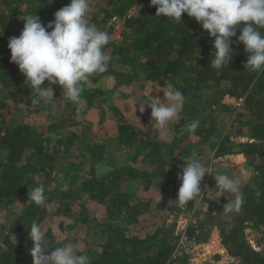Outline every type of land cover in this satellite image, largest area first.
I'll list each match as a JSON object with an SVG mask.
<instances>
[{
	"label": "trees",
	"instance_id": "16d2710c",
	"mask_svg": "<svg viewBox=\"0 0 264 264\" xmlns=\"http://www.w3.org/2000/svg\"><path fill=\"white\" fill-rule=\"evenodd\" d=\"M94 1L96 6L89 17L90 22L110 35L111 25L108 23L116 16L118 21H122L123 30L120 41L111 38L105 47L106 55L111 58L108 70L103 74H93L89 80L113 77L114 87L111 92L133 82L151 83L158 87L173 83L185 97L184 108L180 113L185 119L179 120L181 129L186 123H191L188 121L199 120L200 125L194 135H199L204 142L216 135L213 116L216 109L237 112L234 122L247 131L238 128L233 133L217 136L213 158L242 156V166H250L255 170L251 181L243 185L246 197L243 208L229 222L218 219L210 210H196L198 200L213 205L203 193L207 184L202 180L203 194L183 206L179 203L177 205L191 212L192 220L187 228L170 236L165 234L162 222L149 235L128 236L127 233L140 224L151 204L132 201L125 191V185L130 181H140L143 188L148 190L153 183L165 177L166 165L174 168L182 164L184 166L195 153H190L192 150L187 148L194 146L184 148L183 155L176 156L175 151L180 143L176 135L166 143L158 141L157 130L149 128L145 132L135 133L130 125L121 122L117 127V143L125 152L135 153L132 166L98 174L105 146L83 142L79 154L81 162L64 163L63 159L70 154L78 135L86 131L69 130L66 135H59L58 138L53 136H57L56 132L61 129L79 127L82 121L76 120L75 111L81 108V113L85 114L92 109L96 105L94 98L98 91L88 90L86 82H83L81 86L85 103L77 105L65 102L62 88L52 85L55 101L32 106L31 89L18 66L11 62L7 43L9 38L20 35L26 16L36 14L46 24L54 19V13L66 6L69 0H0V109L5 107L2 98L10 94L14 99L24 91V104L27 105L24 110L43 111L53 116L52 123L42 128L26 124L0 126V152L5 153L3 161L0 160V201L10 203L13 197H24L32 188L42 184L46 195L44 204L53 200L56 203L60 199L66 200L58 202L54 212L56 215H69L71 201L79 202L82 197L104 206L109 222L99 231L100 242L84 252L90 257L91 264H189V255L184 252L177 255L179 251L176 247L180 239L183 236L185 242L193 239L195 244L206 242L213 228L219 238L218 241L214 233L210 244L215 245V248L222 246L227 255L238 259L240 264H264V245L260 251H256L244 236L247 226L257 229L264 227V72L252 73L245 68L249 54L245 52L242 43L236 42L235 36L231 38L233 56L229 64L219 70L212 68V40L206 30L187 14H182L181 23H176L162 15L157 17L155 6H150L149 0H138L140 16L129 13L135 0ZM261 33L264 34V29H261ZM134 54L141 56L142 60L136 61ZM115 64L121 65L122 69L114 68ZM138 74L142 75L141 79L136 78ZM44 83L49 86L47 81ZM10 85H13L12 91ZM111 92L106 95L109 96ZM226 95L235 99L242 98V107L235 110L224 104L222 101ZM112 111L117 110L112 108ZM205 121L208 125L203 127ZM188 133L191 132L187 130L185 135ZM231 136H241L248 141L232 144ZM195 154L200 159V153ZM79 173H82L81 176ZM65 181L67 183L63 187ZM172 181L176 199L180 182ZM52 183L55 187L48 190ZM257 190L261 192L259 198L255 195ZM44 204L37 206L32 203L33 211L19 218L18 224L21 226L9 228L8 231L13 235L2 237L0 264H32V243L28 233L33 221L40 223L47 215ZM169 205L158 202L156 208L167 211L170 210ZM83 219L86 220V217ZM41 228L46 231L53 247L69 244L67 240L57 242L51 230Z\"/></svg>",
	"mask_w": 264,
	"mask_h": 264
},
{
	"label": "clouds",
	"instance_id": "9594fccd",
	"mask_svg": "<svg viewBox=\"0 0 264 264\" xmlns=\"http://www.w3.org/2000/svg\"><path fill=\"white\" fill-rule=\"evenodd\" d=\"M149 2L150 6H155L157 17L162 15L181 23L182 14H187L206 30L212 40V68L219 70L229 64L233 56L231 38L235 36L236 42L242 43L249 54L245 68L252 73L264 72V34L261 33V29H264V0ZM92 11L90 0H69L46 24L36 14L26 16L20 35L9 38L7 48L10 60L18 66L31 89L32 106L55 101L52 85L62 88L65 102L83 105L82 83L87 82L93 74H103L108 70L111 58L106 55L105 47L110 43L111 36L90 22L89 14ZM45 81L49 86H45ZM155 91H162L163 97L150 96L153 92L151 87L147 92L150 103L134 102L133 105L138 104L141 113L147 105L151 109V121L166 138L172 132L171 126L180 120L185 97L171 82L163 87H155ZM199 125V120H194L188 125V131L194 134ZM206 173L205 165L195 153L187 159L178 175L180 186L175 200L179 205L183 206L203 194L201 182ZM227 173H218L214 179L218 197L225 194L231 196L223 206V213L229 215L241 212L246 199L243 185L251 181L255 170L245 165L236 176ZM255 195L259 198L261 192L257 190ZM45 199L42 184L28 193V201L37 206L43 205ZM28 238L32 243V264H91L86 253H78L69 244L53 247L46 231L35 221L30 225Z\"/></svg>",
	"mask_w": 264,
	"mask_h": 264
},
{
	"label": "rangeland",
	"instance_id": "374dc122",
	"mask_svg": "<svg viewBox=\"0 0 264 264\" xmlns=\"http://www.w3.org/2000/svg\"><path fill=\"white\" fill-rule=\"evenodd\" d=\"M95 3L96 1L90 0L93 10L96 6ZM133 6L134 7L130 9L129 13L134 16H140L141 7L138 4V0H135ZM92 12L89 14V17ZM114 26L115 28L111 26L110 36L112 39L120 41L122 38L123 23L122 21H119ZM133 56L136 57V61L142 60V57L137 54H134ZM114 68L122 69V66L115 64ZM126 70L127 69H125V71ZM136 78L141 79L142 75L138 74ZM86 86L88 90L98 91L94 98L96 105L85 114H82L80 110L81 108H78L75 111L74 116L77 121H82L81 125L77 128L70 126L69 128L61 129L56 132L58 134L57 136H53V138H58L60 137L59 135H66L69 130L79 131L85 129L86 131L85 134L78 135L77 139L74 141L75 145L70 149V154L66 159H63L64 163L70 161L71 163L77 164L78 162H81L80 160L82 158L79 157V154L81 150V142H83L84 144L100 143L105 146L104 157L101 166H99L97 170L98 174L111 171L114 172L132 166L135 153L132 151L125 152V150H123L121 146L119 147L117 143V127L121 122H126L130 125L135 133L140 131L145 132L149 128H151V130H157L158 141L166 143H169L176 135L180 143L175 151V155H183L182 153L184 152L182 150L193 145L194 148L187 149L192 150L190 153H200V160L208 171L203 178V181L207 184L203 193L208 200L213 202V205L198 200L195 204V209L202 212L210 210L218 219L223 221L229 222L232 219L235 213L226 215L222 210L224 204L228 202V199H231V196L225 194L218 197V194L215 192L217 189L214 176L221 172H228L227 174L233 176L238 175L244 158L242 156L226 155L223 158L214 159L213 155L215 152L214 146L217 136L233 133L238 128H242L243 132L247 131L245 128L238 126L237 123L234 122V116L237 112L231 109L228 111H222L219 108L216 109L213 115L217 128L216 135H213L206 142L202 141L199 135L196 136L192 133L185 135L189 123H186L181 129L179 121L176 123L173 122L175 124L171 126L172 132L165 138L162 136L155 123L151 121V109L145 105L146 110L141 113L138 110L139 105H133L134 102L150 103L147 92L151 87H153V92L150 93V96L159 95L162 98L163 92L160 91L157 93L155 91V87L159 88L157 85L133 82L128 86L119 87L116 92H111L114 87V79L111 76H107L98 80H88ZM12 88L13 85H10L11 91ZM7 91L9 92V90ZM23 92L14 99L10 94L7 95V98H2L5 107L0 109V126L26 124L34 128H42L51 124L53 121V116L51 114H47L43 111H33V109L24 110L26 96ZM109 92L112 94L107 96L106 94ZM112 108L117 111H112ZM242 113H245V111L242 110ZM183 118L185 119V116L180 114V119L182 120ZM188 122H193V120ZM207 125L208 123L205 121V126L203 127H206ZM230 139L232 144H239L248 141L247 138H242L241 136H231ZM4 157L5 153L0 152L1 161H3ZM136 166L138 165H134V167ZM182 168L183 164L178 168L166 165L164 167L165 177L153 183L148 190L143 188L140 181H130L125 185V191L130 195L132 201L141 203L150 202L151 204L150 210L143 215L140 224L137 225L132 232L130 231L127 233L128 236H132L133 234H138L140 236L149 235L157 228V226L161 225L162 222L165 234L167 233L170 236L187 228L188 223L192 220L191 212L184 211L177 206L178 202L174 199V181H172L176 180V182H180L178 181L179 179L176 178V175L180 174ZM81 171L82 168H80V172ZM79 174L81 176L82 173ZM66 183L67 181H65L63 187L66 186ZM160 183L162 184L160 185ZM54 187L55 184L52 183L47 189L51 190ZM76 201V203H73V201L70 203L72 204L70 209L71 213L62 216L56 215L54 212L58 208V202H66L65 199H60L57 203L54 200L53 202H46L44 205L46 207L45 210H47V215L38 224H40L41 227H44V229L51 230L57 242L60 243L67 240L69 245L73 246L79 253L81 251L85 252L91 245L100 242L99 231H101L102 226L109 221L106 217L104 206L98 205L95 202L88 200L86 197H82L79 202L78 200ZM158 202L170 204V210L168 209L166 211L156 208ZM171 208H173V211H171ZM32 211V203L28 201V193L24 197H13L12 202L10 203L0 201V253L3 250L1 241L2 237L13 235L8 229L21 226L18 224L19 218H22V215L30 214ZM85 217L86 220L83 219ZM214 233H216L217 236V231L213 228L210 238L206 242H201L199 244H195L194 239L190 242H184L182 236L176 247L179 251L177 255L182 254V252L189 255V264H209L208 261L214 258L215 255H219L218 261L220 264H240L238 259L229 257L222 246L215 248V245L210 244L214 237ZM244 236L246 242L253 249L256 251L262 249L264 245L263 226L259 229L247 226L244 230ZM217 239L219 241L218 236ZM222 250H224V252ZM221 256L223 260L221 259ZM215 261L216 260H214L213 263H216Z\"/></svg>",
	"mask_w": 264,
	"mask_h": 264
},
{
	"label": "built area",
	"instance_id": "2783aa9c",
	"mask_svg": "<svg viewBox=\"0 0 264 264\" xmlns=\"http://www.w3.org/2000/svg\"><path fill=\"white\" fill-rule=\"evenodd\" d=\"M118 19L116 18V16L112 17L109 21V25H111L113 28H115V24L118 23ZM223 103L226 104V105H229L231 106L233 109L235 110H239L242 105H243V99L240 98V99H235L233 97H230L228 95L224 96L223 98ZM183 240L184 242L186 241L185 237H183Z\"/></svg>",
	"mask_w": 264,
	"mask_h": 264
},
{
	"label": "crops",
	"instance_id": "0c3cea01",
	"mask_svg": "<svg viewBox=\"0 0 264 264\" xmlns=\"http://www.w3.org/2000/svg\"><path fill=\"white\" fill-rule=\"evenodd\" d=\"M222 251L224 252V250H222ZM219 252H220V250H219ZM219 252H218V253H219ZM223 252H221V253H223ZM215 256H217V258H215ZM215 256H214V258H212L211 260L208 261L209 264H220L219 261H218V260H219V255H215ZM221 259H222V256H221ZM212 260H213V261H212ZM214 260H216V261H215L216 263H213ZM222 260H223V259H222Z\"/></svg>",
	"mask_w": 264,
	"mask_h": 264
}]
</instances>
